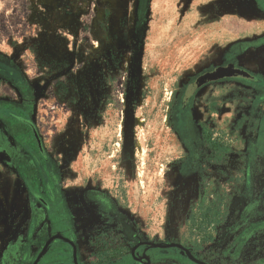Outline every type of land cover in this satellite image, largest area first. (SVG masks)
<instances>
[{"label":"rangeland","instance_id":"obj_1","mask_svg":"<svg viewBox=\"0 0 264 264\" xmlns=\"http://www.w3.org/2000/svg\"><path fill=\"white\" fill-rule=\"evenodd\" d=\"M0 68V264H264V0H0Z\"/></svg>","mask_w":264,"mask_h":264},{"label":"flooded vegetation","instance_id":"obj_2","mask_svg":"<svg viewBox=\"0 0 264 264\" xmlns=\"http://www.w3.org/2000/svg\"><path fill=\"white\" fill-rule=\"evenodd\" d=\"M228 68L232 69L236 73L233 75L222 76V77H218V78H214V79H210V78L205 79L206 76L214 74L219 69H228ZM1 70L2 69L0 68V75H5ZM243 72L244 71H242L241 69H239L235 65H230V66H226V67H218V68H215L211 71H207V72L201 74L196 79L191 81L187 85L186 90L192 89V90H194V92H196L197 89H199L201 87H204L206 85H209V84H212L215 82H219V81L224 80V79L240 78V76L243 74ZM6 76L8 78L12 79L13 78V71L12 70L8 71ZM191 98L192 97H190L189 99L183 100V102H185L184 107H186L187 103H190L192 101ZM20 121L22 123L26 124L27 126H29L31 129L33 128V125L29 121H23V120H20ZM35 136L37 137L36 133H35ZM201 136H202V139L204 140L206 146L213 153V156L215 158V162H218L222 158L223 153L227 152V148H225L223 143L220 142L219 140H213L212 138H210V134L208 131H206L205 127H202ZM38 140L39 139L37 138V141ZM39 200L44 204L42 199H39ZM220 201L221 200H219L218 195H215L214 199L210 202H207L204 200V198H201V199H199L198 203L196 204V208L189 213V215L187 216V223L190 225V227L195 228V231L197 234L202 233L203 231H205L209 227H211V228L215 227L221 222V219H220L221 212L219 209V205L221 203ZM97 203H99L98 200H97ZM107 205H108V201H107ZM88 207L91 208L92 205L89 204ZM113 224H115V228H117V229H119L121 227L120 220L111 216V214L107 211V225H110L111 230H112V235L118 234L117 232H119V236H121L120 235L121 232L119 230H113ZM208 237H210V238H208ZM210 239H211L210 235H204L202 241H206V240H210ZM143 243L144 242L135 243L134 247H133L134 251L137 250V248L142 247ZM73 247L75 248V245H73ZM121 248H123L122 250L125 249V247H122V245H118V244L115 245L113 243L107 242V245H104V249H103L104 251L99 252L98 253L99 255L97 258H101L100 260L104 259L105 261L107 260L109 262L112 254H114V252H116V251L121 250ZM191 255H192L193 259L190 257L189 258L194 260L195 259L194 255L192 253H191ZM94 260H96V257L92 258V261H94ZM100 260H99V262H100Z\"/></svg>","mask_w":264,"mask_h":264},{"label":"water","instance_id":"obj_3","mask_svg":"<svg viewBox=\"0 0 264 264\" xmlns=\"http://www.w3.org/2000/svg\"><path fill=\"white\" fill-rule=\"evenodd\" d=\"M236 72L233 71L232 69L228 68V69H219L217 70L214 74L212 75H208L205 77V79L210 78V79H214V78H218V77H222V76H228V75H233ZM57 236L53 237L56 238ZM59 237V236H58ZM52 238V239H53ZM48 245V244H47ZM47 245L44 246L42 253L46 250ZM74 249V248H73ZM185 253L188 255V257L192 258V255L189 253L188 250L184 249ZM40 258V255L35 259V261L32 264H36L38 262ZM193 259V258H192Z\"/></svg>","mask_w":264,"mask_h":264},{"label":"trees","instance_id":"obj_4","mask_svg":"<svg viewBox=\"0 0 264 264\" xmlns=\"http://www.w3.org/2000/svg\"><path fill=\"white\" fill-rule=\"evenodd\" d=\"M208 238H210V237H208Z\"/></svg>","mask_w":264,"mask_h":264}]
</instances>
